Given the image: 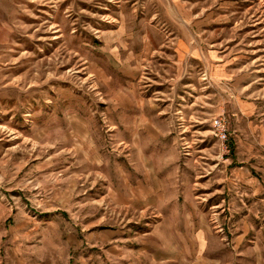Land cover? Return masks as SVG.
Returning <instances> with one entry per match:
<instances>
[{
  "label": "rangeland",
  "instance_id": "rangeland-1",
  "mask_svg": "<svg viewBox=\"0 0 264 264\" xmlns=\"http://www.w3.org/2000/svg\"><path fill=\"white\" fill-rule=\"evenodd\" d=\"M171 213L191 264H264V0H0V264L41 222L147 264Z\"/></svg>",
  "mask_w": 264,
  "mask_h": 264
},
{
  "label": "crops",
  "instance_id": "crops-1",
  "mask_svg": "<svg viewBox=\"0 0 264 264\" xmlns=\"http://www.w3.org/2000/svg\"><path fill=\"white\" fill-rule=\"evenodd\" d=\"M140 150L143 153V149ZM161 216L168 219L167 226L172 234L168 240L171 252L160 257L159 238H157L155 242H151V247H156L157 251L147 252V264H160L161 262L191 264L193 252L188 245L186 246V243L182 245L181 240H186L181 235L192 234L193 227L191 224L185 225L181 231L180 225L175 220L178 217L175 213ZM45 223L41 222L31 228H25V226L21 228L24 232H21L23 236L15 237L18 240L15 239L12 247L9 245L7 248V264H145V246H139L137 243L136 246L130 245L124 227L90 229L83 241L78 240L79 233L75 231H67L58 224L46 225ZM17 229L15 227V231ZM160 230V226L155 227L151 231L152 236H158ZM30 234L33 238L35 237L34 241L27 240V235ZM203 245L202 240L200 246ZM215 263L218 264V259H215Z\"/></svg>",
  "mask_w": 264,
  "mask_h": 264
},
{
  "label": "built area",
  "instance_id": "built-area-1",
  "mask_svg": "<svg viewBox=\"0 0 264 264\" xmlns=\"http://www.w3.org/2000/svg\"><path fill=\"white\" fill-rule=\"evenodd\" d=\"M215 126H216V130H217V134L221 139H227V132L224 128V124L223 121L221 119H217L215 121Z\"/></svg>",
  "mask_w": 264,
  "mask_h": 264
}]
</instances>
